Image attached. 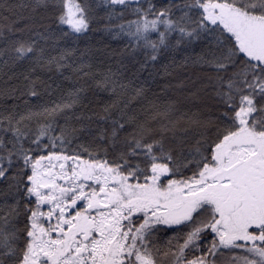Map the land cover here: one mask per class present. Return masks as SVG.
Returning <instances> with one entry per match:
<instances>
[{
	"label": "snow or ice",
	"instance_id": "snow-or-ice-1",
	"mask_svg": "<svg viewBox=\"0 0 264 264\" xmlns=\"http://www.w3.org/2000/svg\"><path fill=\"white\" fill-rule=\"evenodd\" d=\"M57 3L58 21L70 29L64 35L88 29L78 0ZM110 3L147 4L132 9L136 20L118 25L134 47L151 49L147 60L157 59L172 33L179 34L176 45L202 34L213 37L219 55L205 63L225 74L218 75L215 91L223 126L185 154L164 141L167 132L176 137L177 121L158 130L142 125L124 137L119 132L125 124L113 121L111 133L98 137L110 142L109 159L108 149L83 146L67 154L63 128L53 135L52 124H42L33 138L21 127L33 115H52L69 103L21 116L15 125L8 117L2 132L11 135L0 134V179L16 181L21 201L0 216V264H160L161 250L153 243L159 226L188 229L176 237L183 243L175 252L163 253L172 264H216L224 250L246 253L226 257L228 264H264V0H184L159 11L151 0ZM174 9L181 13L175 20ZM34 44H20L17 59L34 52L39 59L43 50ZM70 54L49 63L63 67L60 61ZM157 116L167 119L168 111ZM22 201L24 227L18 229Z\"/></svg>",
	"mask_w": 264,
	"mask_h": 264
},
{
	"label": "trees",
	"instance_id": "trees-1",
	"mask_svg": "<svg viewBox=\"0 0 264 264\" xmlns=\"http://www.w3.org/2000/svg\"><path fill=\"white\" fill-rule=\"evenodd\" d=\"M78 2L86 10L89 27L83 33L64 35L70 29L58 21L61 7L57 0H0V134L11 135L2 132L10 126L8 117H12L15 125L21 116L69 103L71 107L52 115H33L21 127L26 126L34 138L39 125L52 124L53 135H60V129H65L69 143L63 147L67 154H74L83 146L89 151L108 149L109 159L114 154L113 148L107 139L98 137L101 131L111 133L113 121L125 124L120 137L142 125L158 130L162 123L177 121L176 137L167 132L164 141L166 146L182 149L185 154L197 146L198 140L214 138L216 128L223 126L220 123L223 108L215 95L217 77L225 74L217 73L205 63L212 53L219 55L213 37L202 34L176 45L179 34L172 33L167 46H161L157 59L147 60L151 49L134 47L126 29L121 32L118 28L136 20L132 9L146 8V3L125 7L112 5L110 0ZM151 2L159 11L172 2L181 4L184 0ZM173 11L175 20L181 13ZM160 30L163 31L162 26ZM150 39L156 40L157 33H151ZM33 41L37 52L43 50L42 56L38 59L34 52L17 59L15 49ZM66 51L71 54L60 61L63 67L58 68L56 61L49 63L52 58L59 60ZM137 90H141L139 95ZM73 100L76 102L72 103ZM165 111L167 119L157 116ZM43 143H48L47 138ZM28 146L26 142L25 147ZM83 158L88 159L87 154ZM14 174L15 170L9 177ZM17 201H21V193L16 181L0 179V216L7 215ZM24 203L19 204L21 214L15 218L18 229L24 227ZM187 231L159 226L153 232V243L161 250L160 264H172L171 258L163 253L169 248L175 252L176 245L183 243L182 238L176 237ZM244 254L240 250L234 253L224 250L222 256L215 258L216 264H228L226 257ZM186 255L193 258L192 253Z\"/></svg>",
	"mask_w": 264,
	"mask_h": 264
}]
</instances>
